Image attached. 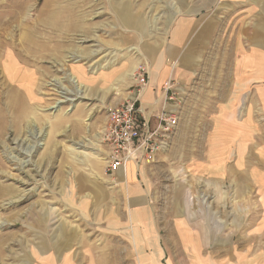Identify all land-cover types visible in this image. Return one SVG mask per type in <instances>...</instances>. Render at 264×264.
Masks as SVG:
<instances>
[{
	"label": "rangeland",
	"instance_id": "rangeland-1",
	"mask_svg": "<svg viewBox=\"0 0 264 264\" xmlns=\"http://www.w3.org/2000/svg\"><path fill=\"white\" fill-rule=\"evenodd\" d=\"M180 1L2 0L0 183L11 191L0 200V222L6 223L0 227V247L6 242L11 253L10 260L0 264H20L19 254H27L29 262L32 252L83 250L120 252L123 260L112 262L132 264V245L113 242L114 236L125 233L110 223L120 225V220L109 217L121 213L103 210L109 203L104 159L108 149L101 136L108 108L136 97L132 90L141 89L136 80L145 54L141 34L162 38L163 21L155 17L167 6L180 7ZM132 29L139 32L137 41L131 40ZM189 88L181 92H202L198 99L216 91L209 83ZM198 99L192 97L180 119L178 112H167L174 125L157 153L168 151L167 159H182L169 161L168 166L184 179L179 187L191 192L192 209L204 200V205L214 206L215 219L247 220L260 213L237 209L260 204L264 218V101L261 111L258 100H245L249 109L241 106L240 113L231 117L235 131L217 133L194 130L200 121L205 126L213 123L216 113L207 105L199 118L198 103L203 101ZM160 114L152 116L151 126ZM178 120L186 124L184 131L176 130ZM215 138L225 143L232 139V147L213 150ZM157 153L138 167L156 164ZM192 159H229L235 178L215 179L204 169L194 174L196 168L188 163ZM228 164L224 163L225 169ZM217 171L221 174V167ZM254 173L261 175V185ZM162 194H158L161 204L172 198ZM223 204L229 209L233 204L236 211L221 212Z\"/></svg>",
	"mask_w": 264,
	"mask_h": 264
},
{
	"label": "crops",
	"instance_id": "crops-1",
	"mask_svg": "<svg viewBox=\"0 0 264 264\" xmlns=\"http://www.w3.org/2000/svg\"><path fill=\"white\" fill-rule=\"evenodd\" d=\"M179 4L181 6L174 9L167 6L156 15V19L163 21L162 38L152 39L141 34L145 54L137 70L144 69L147 83L139 91L134 89L131 93L137 94V105L152 124V116L162 111L178 112L179 119L183 117V110H187L192 97L198 99L202 92L184 93L181 90L188 89L189 85L195 89L209 83L216 91L210 93L211 97L204 93L206 96L198 99L203 102L198 103L201 109H197V114L202 118L207 105L214 107L213 123L205 126L200 121V127L194 130L231 133L235 131L231 117L240 113L241 106L249 109L250 102L245 104V100H258L262 111L264 0H181ZM131 32V40L137 41L139 32L137 34L134 29ZM180 98L182 103L176 100ZM244 114L250 113L244 111ZM185 126L178 120L176 130L184 131ZM232 144V139L228 138L225 143L215 138L212 148L216 151L219 147H232ZM169 154L168 151L158 152L156 164L138 167L131 162L125 170L119 169L112 175L105 173V185L109 189L105 202L109 203L103 210L121 213V217L109 218L119 219L120 225H116L114 220L110 223H115L116 231L125 233L114 236L116 240L113 242L132 245L133 250L129 254L132 264H262V205L237 209L239 212L260 213L258 217L247 220L215 219L213 213L217 212L214 206L210 203L204 205V200L192 209L191 192L187 191L188 188L179 187L184 179L168 166L169 161L180 163L182 159H167ZM228 161L192 159L188 163L196 168L192 170L194 174L204 169L209 175H215V179L226 177L231 180L235 178L236 171L234 164L229 167ZM224 163L228 164L226 169ZM220 167L221 174L217 171ZM159 168L163 169L162 172ZM211 168L217 170L210 171ZM255 175L257 178L254 179L261 185V175ZM166 178L171 180L159 184ZM10 191L9 185L0 183V200ZM160 191L164 197L169 195L172 198L159 203ZM221 209L227 213L236 211L233 204L231 209L228 204H223ZM4 225V221L0 222V227ZM236 228L239 229L237 233ZM5 238L2 237L3 242ZM5 243L0 247L2 261L10 260L11 252L4 247ZM25 255L19 254L20 264H114L113 260H123L120 252L91 250L32 252L29 253V262Z\"/></svg>",
	"mask_w": 264,
	"mask_h": 264
},
{
	"label": "built area",
	"instance_id": "built-area-1",
	"mask_svg": "<svg viewBox=\"0 0 264 264\" xmlns=\"http://www.w3.org/2000/svg\"><path fill=\"white\" fill-rule=\"evenodd\" d=\"M136 80L141 88L146 85L147 73L143 68H139ZM137 102V96L127 98L107 110V122L101 139L108 149L104 159L105 173L109 175L119 169L125 170L131 162L138 165L142 161L154 159L158 149L165 143L164 137H168L166 131L174 125L167 118V112L162 111L158 123L151 126L150 120L141 114Z\"/></svg>",
	"mask_w": 264,
	"mask_h": 264
},
{
	"label": "bare ground",
	"instance_id": "bare-ground-1",
	"mask_svg": "<svg viewBox=\"0 0 264 264\" xmlns=\"http://www.w3.org/2000/svg\"><path fill=\"white\" fill-rule=\"evenodd\" d=\"M73 79L77 81V79H76V77H75V76H73ZM18 80H19V79H18ZM14 82H16V80H14ZM20 93H21V92H20Z\"/></svg>",
	"mask_w": 264,
	"mask_h": 264
}]
</instances>
